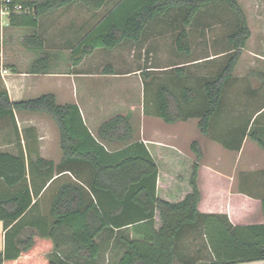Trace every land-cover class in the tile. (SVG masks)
Returning a JSON list of instances; mask_svg holds the SVG:
<instances>
[{
    "label": "trees",
    "instance_id": "16d2710c",
    "mask_svg": "<svg viewBox=\"0 0 264 264\" xmlns=\"http://www.w3.org/2000/svg\"><path fill=\"white\" fill-rule=\"evenodd\" d=\"M106 2L37 0L23 3L31 12L8 16L9 27L32 30L22 41L25 48L36 54L27 73L50 71L52 56L37 31L41 17L75 3L98 12ZM215 2L234 12L237 27L226 38L230 56L224 66L200 83L201 101L194 103L193 91L186 86L180 88L178 95L167 86L158 85L153 94L155 117L167 124L196 119L199 133L210 136V121L250 37L237 0H119L71 45L70 65L77 67L95 50L110 52L126 42H141L148 23L170 11H183L182 24L188 27L202 8ZM174 46L178 53H191L185 28L175 35ZM103 72L116 74L111 66ZM176 72L183 75L182 70ZM263 108L264 102L257 104L253 113ZM14 111L44 114L53 121L62 152L58 163L40 157L36 129L19 132ZM7 125L17 154L0 151V221L4 228L0 264H67L58 256L64 249L81 261L78 264H99L101 250L97 238L104 232L121 229H128L132 236H119L123 251L116 264L264 262V224L233 226L225 214H204L197 210L200 193L196 178L203 156L197 141L189 146L194 156L190 191L182 200L168 202L157 195L156 160L142 142L129 143L132 125L126 115H114L97 128L99 140L125 144L109 152L89 132L76 104L59 105L53 94L11 102L5 89H1L0 128ZM246 135L264 150L262 132L252 126L247 129V125L235 145L224 147L237 150ZM192 241L200 242L195 252L189 250Z\"/></svg>",
    "mask_w": 264,
    "mask_h": 264
},
{
    "label": "rangeland",
    "instance_id": "374dc122",
    "mask_svg": "<svg viewBox=\"0 0 264 264\" xmlns=\"http://www.w3.org/2000/svg\"><path fill=\"white\" fill-rule=\"evenodd\" d=\"M118 1L107 0L98 12L75 3L40 18L38 28H50L43 37L45 49L54 56L53 59H59L57 63L50 65V71L65 72L72 69L69 46L73 42L68 45L63 37L67 34L73 41L78 35L88 33V28L95 25ZM237 2L245 14L250 37L233 70V79L224 87L220 105L210 121L209 135L214 133L216 125L223 127L222 123L227 120L235 122V107L243 106L244 111H248L249 105L255 109V105L264 102V0ZM183 14V11L174 10L156 17L148 23L141 42L132 46L124 44L110 52L97 50L77 69L89 77L75 79L74 101L83 110L94 133L101 122L122 114L129 117L137 137L142 121H145V131L155 128L161 133L177 132L180 143L195 141L197 128L192 119L186 123L171 125L155 117L154 90L158 85H165L179 95L180 88L186 86L193 91L194 103L200 102V83L215 76L230 56L226 38L236 29L237 19L234 12L221 2L202 8L188 27L182 24ZM3 20L7 24L6 17ZM76 28L84 29L79 34L69 33ZM183 28L189 36V55L178 53L174 46L175 35ZM31 33L32 30L27 28L10 31L4 43L13 56L33 54L32 57H36L35 52L25 48L22 42ZM108 66L116 74L109 77L104 74L103 70ZM176 70H182L183 75L179 76ZM255 91L258 93L255 94ZM102 106L107 109H102ZM49 122L55 128L54 123L51 120ZM1 230L0 223V251L3 245ZM121 235L132 236L128 229H121L104 232L98 237L101 250L97 260L99 264H116L123 251L119 240ZM199 246V241L190 242V252H194ZM53 255L55 253L49 254V257ZM58 256L67 264L81 262L73 258L66 249L59 251ZM203 262L204 260L200 261V264Z\"/></svg>",
    "mask_w": 264,
    "mask_h": 264
},
{
    "label": "crops",
    "instance_id": "0c3cea01",
    "mask_svg": "<svg viewBox=\"0 0 264 264\" xmlns=\"http://www.w3.org/2000/svg\"><path fill=\"white\" fill-rule=\"evenodd\" d=\"M3 19V17L0 18V90L5 89L9 100L13 102L36 98L42 94H53L56 103L59 105L72 103L78 106L85 126L107 151L114 152L123 148L125 144L99 140L96 136L99 125L96 126L94 133L83 110L74 101L75 79L77 77H89V75L81 74L82 72L77 69L97 50L84 57L81 63L77 67H72L70 71H49L48 74L32 75L27 73V69L34 59L32 57L34 55H19V57L12 55L4 42L10 31L18 28L9 27L8 18H6L7 24L4 23ZM47 29L50 28L37 29L42 39ZM53 29L51 28V30ZM83 29L76 28L69 33L79 34ZM91 29L88 28V32ZM82 34L81 36H84L85 33ZM81 36L78 35L72 41L66 34L63 41L67 44L69 42L75 44ZM125 44L132 46L134 43L127 42ZM122 45L124 44H121L119 48ZM53 57L51 64H55L59 60H55ZM249 93L251 94V92ZM254 93L258 92L255 91ZM250 107L249 105L248 111H244L243 106L235 107L233 112V117H237L234 118L235 122L227 120L224 124L222 123L223 127L216 125L214 133L210 136L201 135L197 128V120L192 119L197 128L195 141L198 142L203 154L196 178L200 193L197 210L204 214H225L233 226L264 224V150L260 149L247 135L242 139L237 150L224 147L235 145L239 141L240 132L245 125H247V129H250L251 126L257 128L264 137V108L258 113H253L255 109ZM102 109L107 108L102 106ZM13 115L19 132L26 128L36 129L40 157L58 163L62 157V152L59 147L57 128L51 125L49 122L51 119L44 114L25 111H14ZM255 118L256 121L254 122ZM186 122L179 121L174 124ZM145 124V121H142L141 130L138 131L139 137L134 135L132 128L129 143L142 142L156 160L158 165L157 195L168 202H178L190 191L189 175L194 159L189 148L191 141L180 143L177 132V134L171 131L161 133L155 128L152 131H150V128L145 131ZM239 129L240 131H238ZM9 133V125L0 128V151L16 155L15 142ZM19 143L22 147L24 146L22 139ZM0 223L2 224L1 237H3V222L0 221ZM256 264H264V262Z\"/></svg>",
    "mask_w": 264,
    "mask_h": 264
},
{
    "label": "built area",
    "instance_id": "2783aa9c",
    "mask_svg": "<svg viewBox=\"0 0 264 264\" xmlns=\"http://www.w3.org/2000/svg\"><path fill=\"white\" fill-rule=\"evenodd\" d=\"M37 0H0V18H8L11 14L29 13V7L24 8L23 3Z\"/></svg>",
    "mask_w": 264,
    "mask_h": 264
}]
</instances>
